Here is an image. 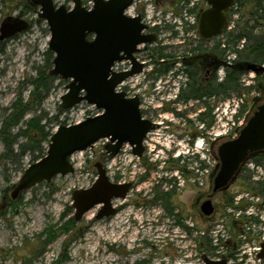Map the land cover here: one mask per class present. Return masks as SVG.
Here are the masks:
<instances>
[{"label":"rangeland","instance_id":"obj_1","mask_svg":"<svg viewBox=\"0 0 264 264\" xmlns=\"http://www.w3.org/2000/svg\"><path fill=\"white\" fill-rule=\"evenodd\" d=\"M83 1L88 3L90 0ZM54 2L74 6L73 0ZM23 3L26 0H0V25L6 16L13 15H24L31 23L28 31L6 45L0 42V131L14 104L18 103L17 107L22 108L29 103L27 115L12 134H19L18 145L33 147L31 141L38 140V136L32 133L33 128L27 127L29 120L43 116L41 123L52 133L61 124L79 123L96 110L84 102L64 111L61 96L67 92L66 81L56 80L48 93L36 89L37 79L41 80L40 84L47 82L44 72L48 74L45 67L49 53H52L48 47L51 33L47 22L37 15L39 8L25 9ZM237 6L228 33L243 28L251 31L252 25H257L259 28L254 34H264V22L257 20L253 0H246L245 6ZM249 92V101L257 95L262 96L257 87ZM243 94L242 91L241 94L233 93L228 99L221 96L213 102L215 126L220 132L226 128L225 122L231 125L241 122ZM147 105L151 106L150 102ZM179 108L186 110L182 104ZM202 108L200 105L184 116L170 113L167 118L155 119L164 122V130L158 133L161 144L158 149L162 152L158 159L155 157L160 163L154 168L135 166L138 162L129 150L111 159L105 151V143L99 142L89 150L75 153L72 159L76 169L74 174L58 175L51 183L42 182L16 200L11 199L13 188L40 156L32 151L21 154L18 145L11 155L0 140V264H204L205 255L214 260L229 255V264H264V259L259 261L256 251H252L255 243H259L254 240L255 234H264L258 229L264 227V173H252L247 167L229 189L213 194L220 144L212 143L210 131L201 130L202 121L198 115ZM235 108L237 113L233 112ZM206 123H209L208 119ZM42 144L46 153L49 144ZM175 144L187 153L185 162L180 163L185 166L176 167L175 154H169ZM168 158L172 160L170 163ZM96 162L107 167L113 182H130L133 187L127 199L114 201V206L119 208L114 217L96 219L100 209L97 206L78 222L74 218L72 195L75 190L88 188L96 181ZM146 171L148 180L144 179ZM172 190V203L176 208L173 216L164 210L167 200L162 194L156 198L159 192ZM210 197L216 213L207 217L202 214L201 206ZM230 198L233 205L228 203ZM154 200L157 205H153ZM235 207V211L241 213L239 227H233L230 222L234 214L229 208ZM70 221L73 224L68 225ZM224 235L231 241H225ZM207 236L212 250L209 245L200 244L206 242ZM217 238L223 247L216 246ZM233 248L240 249L238 253H230Z\"/></svg>","mask_w":264,"mask_h":264},{"label":"water","instance_id":"obj_2","mask_svg":"<svg viewBox=\"0 0 264 264\" xmlns=\"http://www.w3.org/2000/svg\"><path fill=\"white\" fill-rule=\"evenodd\" d=\"M34 1V0H33ZM134 0H93L94 6L87 9L81 0L75 6H56L54 0H35L39 6L40 19L47 21L51 40L49 49L54 54L50 75L67 81V93L61 96L63 110H71L86 102L102 114L87 117L72 126L61 125L50 138L46 156L30 164L20 182L13 188L11 199L16 200L32 187L51 183L56 176L74 174L75 153L93 148L101 140H108L106 152L116 158L124 145L129 144L136 156L144 153V142L149 132L160 124L143 118L139 97L128 98L125 92H117L116 86L133 75L132 71L112 73V65L134 57V52L144 43H152L143 31L146 25L141 17L128 18L125 9ZM210 9L203 15L202 34L206 38L219 36L230 21L228 11L233 0H207ZM29 23L19 17H8L1 26V40L11 38L29 29ZM249 70H264L252 64ZM264 150V105L234 141L219 146L220 165L214 177L213 194L225 192L237 180L241 166L251 154ZM98 177L91 187L78 189L72 195V208L76 221L83 220L87 212L100 206L96 219H108L118 213L115 200L129 196L132 183H115L107 168L96 162ZM213 196V195H212ZM204 216L215 214L212 198L201 206ZM264 259V243L259 254ZM204 264H228L204 257Z\"/></svg>","mask_w":264,"mask_h":264},{"label":"flooded vegetation","instance_id":"obj_3","mask_svg":"<svg viewBox=\"0 0 264 264\" xmlns=\"http://www.w3.org/2000/svg\"><path fill=\"white\" fill-rule=\"evenodd\" d=\"M27 1L23 3V5L26 4L25 9L29 7ZM238 2L239 0H233L228 11L229 24L232 22L233 14L237 11ZM31 4L36 6L35 0H31ZM208 9H210V5L207 0H134L125 9L130 18L141 17L142 23L146 25L144 34L153 40L152 43L140 45L133 53L134 57L125 60L129 70L134 72L127 81L126 90L130 94L140 97L141 102L145 104L146 109L143 111L145 118L153 120L161 117L167 118L166 116L170 113L184 116L191 110H197L201 105L204 109L199 110L198 116L207 113V115L212 116L213 122L215 111L213 102L217 98L216 94L213 93L214 85H220L226 79L227 70L231 69L238 74L240 92H244L242 95L243 105L241 106L244 128L255 116L258 108L264 105V100L261 98H264V92H261L262 96L257 95L253 100L249 101L247 98L251 88H255L257 85L264 88V70H246L249 65L245 61L248 60H242L244 54L248 52L249 40L244 37L236 40L233 44L225 43L227 34H229V26L219 36L206 38L202 34L201 25L202 17ZM13 16L15 17V15ZM13 16H6L2 20L0 36L3 21ZM16 17L28 21L24 15ZM252 27H254V33L259 28L257 25H252ZM18 35L3 41L0 38V42L6 45L8 41L14 40V37ZM255 35L260 36L262 34ZM1 43L0 45H2ZM230 57L231 62L228 63ZM242 62L244 63L243 66ZM261 66H264V63ZM176 87H178V91ZM174 91L176 92L174 93L175 96L172 95ZM147 102H150L151 106L147 105ZM181 104L185 105V111H182V108L177 109ZM163 123L160 127L161 131L164 130ZM210 126L212 127V124ZM160 130L148 134L142 156H136L133 149L128 145L122 147L119 155L126 154L129 150L133 159L138 162L135 166L154 168L160 163L157 159L162 152L158 149L161 146L158 139ZM153 145L154 148H152ZM176 145L174 154L177 158L175 157L173 161L176 166H180V163L185 162V159L179 157L183 151L181 146ZM179 145L181 144L179 143ZM263 156L264 150L258 151L251 154L246 161V166L252 164L255 167L254 170L250 167L252 173H257L259 168L264 173V163L260 164L257 161V158ZM167 160L168 163L172 161L169 158ZM182 172L185 173L183 168ZM144 176V179L148 180V172ZM155 192L154 196L156 197ZM153 205H157L155 200ZM117 209L119 211L118 207ZM166 213L168 212L166 211Z\"/></svg>","mask_w":264,"mask_h":264},{"label":"trees","instance_id":"obj_4","mask_svg":"<svg viewBox=\"0 0 264 264\" xmlns=\"http://www.w3.org/2000/svg\"><path fill=\"white\" fill-rule=\"evenodd\" d=\"M246 0H239L238 5L240 4L241 6H245ZM253 3L256 5L255 7V15L258 17L257 20L260 22H264V0H253ZM29 9L33 10V5L31 4V1H29ZM254 27L251 28H243L240 29L239 32L231 31L229 34H227V39L229 44L230 43H235L236 40H240L241 38H247L249 40L250 46L247 48L248 52L244 54L242 57V60H248L245 61V63H248V65L256 64V65H263L264 63V34L260 36H256L253 32ZM220 44V43H219ZM52 53H49V59L47 60V65L46 69L48 71V74L44 72V76L47 77V82L40 84V79H37L36 81V89H43L47 93L49 92V89L52 87L54 82L56 80H59L55 77H52L50 75V70L52 69V62H53V57ZM244 63L242 62V66ZM227 76L226 79L221 82L220 85H214L213 93L216 94L217 98H220L221 96L223 99H228L231 98L233 93H238L241 94L240 92V84H239V76L236 74L234 71L227 70ZM257 90L260 92H264V88H261L259 85L256 86ZM223 94V95H222ZM216 98V99H217ZM18 104V103H17ZM17 104H14L12 106V112L11 114H7V117H5L3 121V128L0 131V140L3 142L4 146L6 147V150L8 151L9 154L14 155V148L16 145H18L17 140L19 137L15 134H12V131L20 125V123L24 120L25 116L27 115V112L29 110V103L25 104L22 108H18ZM43 119V116H39V118H33L28 121L27 127L29 130L33 128L34 134H36V137L38 136V140H33L31 141V144H33V147H29L27 145H18V147H21V154L27 152V151H32L38 153L40 156V159L44 156L45 148H44V142H49V139L52 135L49 130H47V126L45 124H42L41 121ZM208 119V126L212 124V116L207 115V113L201 114L200 116V121H206ZM42 155V156H41ZM257 161L260 164L264 163V156L257 158ZM179 167V166H176ZM244 172V170H243ZM242 172V173H243ZM251 173L249 172V175ZM264 186V183L262 184ZM174 190L170 192H159L157 199L159 196L162 194L164 197L163 199L167 200V205L166 209L168 211V214H171L173 216V213L175 211V207L173 206L172 203V198L174 196ZM264 191V190H263ZM228 203L230 205H233V201L231 198L228 200ZM179 217V216H178ZM180 219V218H179ZM76 221V220H75ZM69 224H73V221H70ZM183 226V225H182ZM184 227V226H183ZM66 228V227H65ZM205 238V237H204ZM202 245H209V248L212 250L213 245L211 244V240L206 237V242L203 243V241L200 242ZM208 248V249H209Z\"/></svg>","mask_w":264,"mask_h":264},{"label":"built area","instance_id":"obj_5","mask_svg":"<svg viewBox=\"0 0 264 264\" xmlns=\"http://www.w3.org/2000/svg\"><path fill=\"white\" fill-rule=\"evenodd\" d=\"M90 4H91V2H90ZM229 61L231 62V57L229 58ZM127 68L124 66V65H122V64H116L115 65V67H114V70L116 71V72H123L124 70H126ZM126 85V82H124V83H122L121 85H119L118 86V88H117V91H124V86ZM134 95H132V94H130V93H128V97H133ZM240 102H242V100L240 101ZM142 107H144V105L142 106ZM229 105L228 106H226V108L224 109V111H225V113H226V111L229 109ZM144 108H146V107H144ZM234 113H237V109L235 108L234 109V111H233ZM233 118V117H232ZM241 122H239V124H236L235 122H233L232 123V125L229 123V122H225V126H226V128L223 130V132H220L219 130H217L216 129V126H215V124L213 125V127H212V129H211V131H210V135H209V137H210V139L212 140V142L213 141H216V140H218V139H220V138H225V139H234V137H236L237 136V134H238V132L243 128V126H244V124H243V122H244V120H243V118H241V120H240ZM227 126H229V127H227ZM234 126H236V127H234ZM248 167H251V169H255V167H253V165L252 164H248ZM262 171V169H258V171L257 172H261ZM261 173H263V171L261 172ZM253 200H257V199H254V198H252ZM239 202V198L238 199H236L235 200V203L237 204ZM235 209H236V207L235 208H229V211L231 212V213H233L234 214V217L230 220V222H232V226L233 227H235V226H238L239 227V225L240 224H238L239 222H240V214L241 213H238L237 211H235ZM258 229H260L261 231H263L264 232V227H260V228H258ZM223 232H226L225 231V228H223ZM245 237H246V235H245ZM223 238L225 239V241H228V239L230 238L229 236L227 237L226 235H224L223 236ZM254 240H255V242H259L257 245H256V243H255V247L253 248V250L252 251H256L255 253H257V255H258V251H261V243L264 241V234L263 235H261V234H255V237H254ZM229 241H231V240H229ZM228 241V242H229ZM227 242V243H228ZM221 242H220V239L219 238H217V240H216V246H219V247H223V246H221V244H220ZM251 248V247H250ZM249 248V249H250ZM240 249V248H239ZM239 249L237 250H235L234 248L233 249H231V251H230V253H238V251H239ZM242 252H247V250H243ZM259 260V259H258ZM230 261V260H229ZM260 261V260H259Z\"/></svg>","mask_w":264,"mask_h":264}]
</instances>
